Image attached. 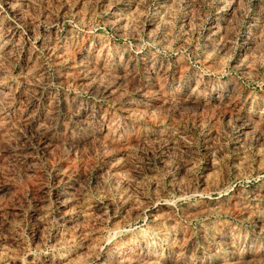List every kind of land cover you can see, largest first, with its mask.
<instances>
[{
	"label": "rangeland",
	"instance_id": "1",
	"mask_svg": "<svg viewBox=\"0 0 264 264\" xmlns=\"http://www.w3.org/2000/svg\"><path fill=\"white\" fill-rule=\"evenodd\" d=\"M0 264H264V0H0Z\"/></svg>",
	"mask_w": 264,
	"mask_h": 264
}]
</instances>
